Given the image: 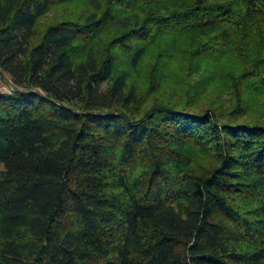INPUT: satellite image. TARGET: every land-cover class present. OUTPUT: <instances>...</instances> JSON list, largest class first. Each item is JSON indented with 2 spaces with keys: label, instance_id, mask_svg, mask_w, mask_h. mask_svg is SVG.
Returning <instances> with one entry per match:
<instances>
[{
  "label": "trees",
  "instance_id": "trees-1",
  "mask_svg": "<svg viewBox=\"0 0 264 264\" xmlns=\"http://www.w3.org/2000/svg\"><path fill=\"white\" fill-rule=\"evenodd\" d=\"M0 71V264H264V0H0Z\"/></svg>",
  "mask_w": 264,
  "mask_h": 264
},
{
  "label": "rangeland",
  "instance_id": "rangeland-1",
  "mask_svg": "<svg viewBox=\"0 0 264 264\" xmlns=\"http://www.w3.org/2000/svg\"><path fill=\"white\" fill-rule=\"evenodd\" d=\"M8 82H9L8 76L0 71V88L1 89L9 88L10 83H8ZM224 87L226 88V86H224ZM168 88H169V91L165 92V94L167 95L168 98L174 97V99H182L183 97H185V94L182 93V91L180 92L181 88H178L174 85L173 86L170 85ZM223 92H224L223 95L225 97H227V96H229V94H231V92L229 90L228 91L224 90ZM211 94H215V92L213 90H210V89L206 90L205 94L202 97L203 101H205L207 98L209 99V95H211Z\"/></svg>",
  "mask_w": 264,
  "mask_h": 264
}]
</instances>
